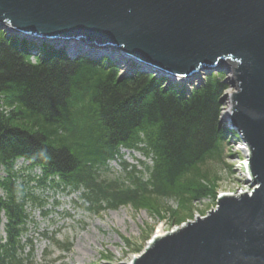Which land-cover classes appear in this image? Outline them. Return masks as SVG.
Instances as JSON below:
<instances>
[{
    "label": "trees",
    "instance_id": "trees-1",
    "mask_svg": "<svg viewBox=\"0 0 264 264\" xmlns=\"http://www.w3.org/2000/svg\"><path fill=\"white\" fill-rule=\"evenodd\" d=\"M29 46L0 29V166L7 172L16 157L28 158L45 175H59L53 186L82 188L95 212L130 204L167 210L182 222L193 202L215 197L216 181L203 166L222 162L226 139L236 135L221 123L222 73H210L186 93L150 72L120 77L107 58L70 59L45 45L38 56ZM120 147L139 151L152 165L103 177L101 168ZM0 185L7 236L0 264H34L17 256L24 212L14 185L10 179ZM165 199L178 206L163 205Z\"/></svg>",
    "mask_w": 264,
    "mask_h": 264
},
{
    "label": "water",
    "instance_id": "water-1",
    "mask_svg": "<svg viewBox=\"0 0 264 264\" xmlns=\"http://www.w3.org/2000/svg\"><path fill=\"white\" fill-rule=\"evenodd\" d=\"M0 27L72 54L118 57L129 70L187 80L228 72L221 121L248 149L253 190L219 195L130 264H264V0H0Z\"/></svg>",
    "mask_w": 264,
    "mask_h": 264
},
{
    "label": "rangeland",
    "instance_id": "rangeland-1",
    "mask_svg": "<svg viewBox=\"0 0 264 264\" xmlns=\"http://www.w3.org/2000/svg\"><path fill=\"white\" fill-rule=\"evenodd\" d=\"M122 72L120 69L118 76ZM226 91L227 89L224 96ZM224 96L221 99L222 103H225ZM224 107L223 104L222 111ZM238 143L240 141L237 138L226 139L224 160L222 162L210 160L203 166V169L208 171V178L216 181V195L242 190L247 185L243 167L245 156L244 152L237 150ZM120 154L121 157L108 162L107 167L101 169L103 177L122 178L125 173L124 163L138 169H143L144 164L151 163L137 152H126L121 149ZM24 164L22 161L16 163L18 179H27L28 171L22 167ZM56 190H44V195L48 196L44 204L46 211L44 215L40 213L38 206L31 204L28 207L34 221L28 225L23 238L33 239L31 258L34 264H128L133 256L138 254L134 251L135 247H144L157 230L165 232L181 224L179 219L172 218L171 213L164 209L156 213L145 208L135 210L126 205L94 212L86 208V202L85 207L83 206L80 190L70 194L60 189ZM53 199H58L59 205H53ZM162 204L171 209L178 206L174 199L162 200ZM215 204V197L198 199L192 203L193 209L188 219L197 214L203 215ZM42 231L44 236L41 235ZM145 237L147 238L144 239ZM123 238L128 239L130 244ZM60 244H68L69 247L64 248ZM28 250V247H25L24 251Z\"/></svg>",
    "mask_w": 264,
    "mask_h": 264
},
{
    "label": "bare ground",
    "instance_id": "bare-ground-1",
    "mask_svg": "<svg viewBox=\"0 0 264 264\" xmlns=\"http://www.w3.org/2000/svg\"><path fill=\"white\" fill-rule=\"evenodd\" d=\"M242 150H243V152H244V154H246V152H247V150H246V147L245 146H242ZM164 232L162 231V230H157V232H156V235L157 234H163Z\"/></svg>",
    "mask_w": 264,
    "mask_h": 264
}]
</instances>
